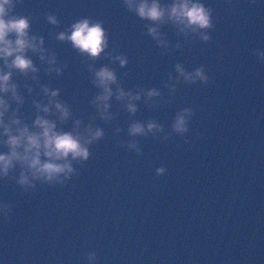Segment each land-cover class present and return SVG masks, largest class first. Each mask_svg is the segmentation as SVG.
I'll return each instance as SVG.
<instances>
[{"label":"water","instance_id":"1","mask_svg":"<svg viewBox=\"0 0 264 264\" xmlns=\"http://www.w3.org/2000/svg\"><path fill=\"white\" fill-rule=\"evenodd\" d=\"M205 3L215 10L212 40L189 42L167 55L121 0L17 5V13L33 18L32 32L68 64L59 79L45 76L41 67V82L61 88L78 114H94L88 100L96 90L81 58L50 34L84 16L103 20L110 47L129 58L118 69V75L129 72L126 89L157 87L170 99L158 109L139 102L135 119L154 118L168 130L176 111L195 109L188 143L179 136L139 138L143 155L137 156L112 136L119 126L125 139L131 119L113 101L119 115L111 125L97 119L106 136L92 146L84 167L76 165L79 174L63 188L31 192L44 264H85L87 251L97 253L98 264H264V63L255 55L264 51V0H233L231 10L226 0ZM49 12L59 27L46 22ZM163 31L173 44L183 42L170 26ZM177 61L188 70L204 65L209 83H181L169 97L163 82ZM31 110L26 104L24 111ZM160 166L168 171L158 177Z\"/></svg>","mask_w":264,"mask_h":264},{"label":"clouds","instance_id":"2","mask_svg":"<svg viewBox=\"0 0 264 264\" xmlns=\"http://www.w3.org/2000/svg\"><path fill=\"white\" fill-rule=\"evenodd\" d=\"M21 2L0 0V148L4 149L0 151V180L12 181L22 191L33 193L45 185L65 187L79 174L76 165L84 167L92 156V146L106 136L105 128L96 123L97 119L111 125L118 117L119 112L112 111L113 101L131 117L125 139L120 138L124 131L121 127L112 130L118 147L141 156L139 138L168 141L179 136L188 143L195 115L192 107L176 111L168 130L154 118L135 119L139 102L149 109H158L170 103V99L157 87L125 88L129 72L118 75V69L126 68L129 58L116 47H110L111 35L104 21L89 16L80 17L63 30L50 34L55 41L69 44L81 58L89 83L96 90L88 100L94 114L87 117L78 114V110L61 97V88L41 82V67L45 76L59 79L68 64L59 60L55 50L46 47L44 36L32 32L33 18L16 12ZM121 4L127 12L145 22L143 34L162 50V55L174 53L189 42L212 40L215 10L206 6L205 0H121ZM226 4L231 10L233 0H226ZM45 20L54 27L61 24L51 12L46 14ZM166 26L183 42L173 44L163 31ZM255 55L264 63V51H256ZM102 60L108 63L97 66ZM209 80L204 65L188 70L177 61L163 87L171 97L181 83L205 87ZM29 103L32 110L27 113L24 108ZM167 171L165 166H160L155 174L160 177ZM13 207L11 202L0 201V218L8 221ZM98 259L95 251L84 254L85 264H98Z\"/></svg>","mask_w":264,"mask_h":264}]
</instances>
